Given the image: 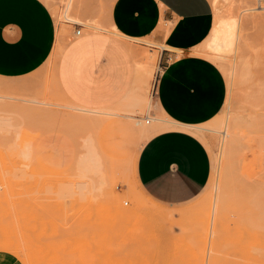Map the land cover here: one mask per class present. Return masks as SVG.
Instances as JSON below:
<instances>
[{"label": "rangeland", "instance_id": "rangeland-1", "mask_svg": "<svg viewBox=\"0 0 264 264\" xmlns=\"http://www.w3.org/2000/svg\"><path fill=\"white\" fill-rule=\"evenodd\" d=\"M44 1L56 14L47 3L57 25L51 56L27 76L0 77V251L20 264H264V9L244 17L221 60L225 106L190 127L210 151L211 178L195 199L173 206L149 198L137 176L141 148L159 131L142 133L136 118L150 128V116L162 117L152 111L167 62L160 46L128 42L136 61L158 54L141 92L103 110L68 102L56 88L54 54L76 27L97 31L90 25L106 23L111 4Z\"/></svg>", "mask_w": 264, "mask_h": 264}, {"label": "crops", "instance_id": "crops-1", "mask_svg": "<svg viewBox=\"0 0 264 264\" xmlns=\"http://www.w3.org/2000/svg\"><path fill=\"white\" fill-rule=\"evenodd\" d=\"M107 13L101 21L126 40L104 30L75 34L62 53L54 54L56 88L63 100L81 107L112 108L127 98L136 82V57L128 42L163 44L167 62L155 82L152 111L175 126L157 132L142 146L137 176L152 200L187 203L205 189L212 173L210 151L190 127L213 120L228 94L220 67L193 52L214 27L213 5L210 0H115ZM56 41L55 18L44 0H0V77L35 72L49 59ZM139 48L142 57L151 51L143 54ZM0 264L20 262L0 251Z\"/></svg>", "mask_w": 264, "mask_h": 264}, {"label": "bare ground", "instance_id": "bare-ground-1", "mask_svg": "<svg viewBox=\"0 0 264 264\" xmlns=\"http://www.w3.org/2000/svg\"><path fill=\"white\" fill-rule=\"evenodd\" d=\"M114 1L115 0H109L110 2L109 4L112 5ZM223 1L224 3L229 4L226 10L224 9L225 4L224 5L222 4ZM213 3L216 10L215 24L213 25L214 27L212 28L209 37L202 44V46L195 49L193 52L207 57L217 65L219 63L220 65L218 66L220 67L221 64L223 63L221 62L222 58H225L227 54H230L234 50L236 46V42H238L237 40L239 39V33L241 29L240 27L244 17L248 16L249 14H257L255 13L257 10L264 9V4L262 0H258V7L254 5L253 0H213ZM48 5L51 6L52 11L54 13V9L52 7L53 5H51L50 3H48ZM90 26L94 29L106 30L115 34L116 36L125 38V36L120 34L114 27H112L109 24V22L93 23ZM138 40L140 41V39ZM148 43L154 44L151 42ZM128 45L131 51L133 52V54L134 53L137 54L135 51V46L131 43H129ZM154 45L160 46L161 49L165 47L163 44H159V43H155ZM157 57L158 54L154 50L149 51L144 58L137 57V61H136L137 80L134 88L137 91L141 92L142 90L145 89L146 85L148 84L149 78L151 76L152 67L157 61ZM145 106H147V111L148 113H150V110L153 107L152 97H149V99L145 103ZM160 115H162L161 118L157 116L151 118L150 116L149 123L151 122V120L154 121V125L150 128L144 126L142 122L143 120L142 118H136L138 120L136 121V124L141 128L142 133L145 134L148 133L149 131L154 132V131H162L165 129H169L170 127L168 125L163 124V122H168V123H173V122L170 119H168L165 115L163 114ZM93 119H98V118H93ZM262 189L264 192V173L262 177Z\"/></svg>", "mask_w": 264, "mask_h": 264}, {"label": "built area", "instance_id": "built-area-1", "mask_svg": "<svg viewBox=\"0 0 264 264\" xmlns=\"http://www.w3.org/2000/svg\"><path fill=\"white\" fill-rule=\"evenodd\" d=\"M263 4H264V0H262ZM82 33V28H77L76 31H75V34L76 35H80ZM147 123H149V121H147Z\"/></svg>", "mask_w": 264, "mask_h": 264}]
</instances>
